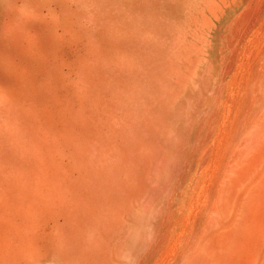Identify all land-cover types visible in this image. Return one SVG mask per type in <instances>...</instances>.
<instances>
[{
    "label": "rangeland",
    "instance_id": "obj_1",
    "mask_svg": "<svg viewBox=\"0 0 264 264\" xmlns=\"http://www.w3.org/2000/svg\"><path fill=\"white\" fill-rule=\"evenodd\" d=\"M147 1L0 0V264H189L194 254L204 258L197 240L217 217L214 202L247 162L259 129L255 119L264 113L256 99L264 84V0ZM217 229L211 227L207 236Z\"/></svg>",
    "mask_w": 264,
    "mask_h": 264
},
{
    "label": "bare ground",
    "instance_id": "obj_2",
    "mask_svg": "<svg viewBox=\"0 0 264 264\" xmlns=\"http://www.w3.org/2000/svg\"><path fill=\"white\" fill-rule=\"evenodd\" d=\"M98 1V0H97ZM149 1V0H148ZM147 1V2H148ZM164 1V0H163ZM213 1H215V0H213ZM231 1H233V0H231ZM248 1V0H247ZM259 2V0H256V2ZM73 2H74V0H73ZM86 2V1H85ZM100 2V1H99ZM103 3H105L104 1H102ZM101 2V4L103 5V3ZM108 2H109V0H108ZM113 2H115V1H112V3ZM120 2H122V1H120ZM153 2H155V1H153ZM162 2V1H161ZM164 2H166V1H164ZM216 2H218V1H216ZM243 2V1H242ZM252 2H253V0H252ZM251 2V3H252ZM257 2V3H258ZM14 3V2H13ZM89 3V2H88ZM98 3V2H97ZM116 3V2H115ZM129 3V2H128ZM126 4V6L128 7V5H130V4ZM163 3V2H162ZM222 3V2H221ZM224 3H225V1H224ZM233 3V2H232ZM250 3V4H251ZM261 3H262V1H261ZM261 3H260V5H261ZM16 4H17V2H16ZM91 4H92V2H91ZM138 5H140L139 3H137ZM154 4V6H155V3H153ZM157 4H159V2L157 3ZM161 4V3H160ZM164 4V3H163ZM249 4V3H248ZM256 4V3H255ZM86 5V4H85ZM88 5H90V3L88 4ZM87 5V6H88ZM109 5V4H108ZM107 5V6H108ZM119 5V4H118ZM123 5V4H122ZM136 5V4H135ZM167 5H169V7H170V4H169V2H168V4ZM213 5V4H212ZM217 5V4H216ZM224 5H226V4H224ZM257 5V4H256ZM259 5V6H260ZM9 6V5H8ZM7 6V7H8ZM13 6V5H12ZM86 6V7H87ZM92 6V5H91ZM120 6V5H119ZM118 6V7H119ZM146 6H149V5H146ZM210 7H212L211 5H209ZM214 6V5H213ZM218 6V5H217ZM227 6V5H226ZM246 6V5H245ZM254 6V5H253ZM253 6H250V7H253ZM82 7V6H81ZM117 7V6H116ZM124 7V6H123ZM129 7H131V6H129ZM136 7V6H135ZM221 7V6H220ZM219 7V8H220ZM238 7V6H237ZM256 7V6H255ZM14 8V7H13ZM12 8V9H13ZM89 8V7H88ZM94 8V7H93ZM137 8H139V6L137 7ZM209 8V7H208ZM257 8H258V6H257ZM81 8H79V10H80ZM115 9V8H114ZM119 9V8H118ZM125 9V8H124ZM132 9H135L134 7L132 8ZM154 9V8H153ZM211 10L213 9V8H210ZM209 9V10H210ZM217 9V8H216ZM237 9H239V8H237ZM245 9V8H244ZM253 9H256V8H253ZM259 9H261V8H259ZM86 10V9H85ZM99 10V9H98ZM103 10V9H102ZM105 10V9H104ZM126 10H128L127 8H126ZM125 10V11H126ZM223 10H224V8H223ZM228 10V9H227ZM230 10H232L231 8H230ZM241 10H242V8H241ZM240 10V11H241ZM139 11H140V9H139ZM150 11V10H149ZM216 11V10H215ZM214 11V12H215ZM235 11H236V9H235ZM247 11H251V8H250V10H247ZM246 11V12H247ZM253 12H255L254 10H252ZM86 12H90V10L89 11H86ZM106 12V11H105ZM104 12V13H105ZM122 12H124V10H122ZM133 12V11H132ZM152 12V11H151ZM226 12V11H225ZM92 13V12H91ZM111 13H112V11H111ZM116 13V12H115ZM129 13V12H128ZM127 13V14H128ZM135 13V12H134ZM144 13H145V11H144ZM241 13V12H240ZM256 13V12H255ZM257 13H259L258 12V10H257ZM93 14V13H92ZM113 14V13H112ZM118 14V13H117ZM122 14V13H121ZM124 14V13H123ZM126 14V15H127ZM130 14V13H129ZM132 14L133 13H131V16H132ZM156 14V13H155ZM154 14V15H155ZM238 14V13H237ZM244 14H245V11H244ZM246 14H249V13H246ZM88 15V14H87ZM91 15V14H90ZM101 15H102V13H101ZM111 15V14H110ZM135 15V14H134ZM138 15H140V14H138ZM142 15H144L143 13H142ZM157 15H159V14H157ZM215 15V14H214ZM213 15V16H214ZM220 15H222V14H220ZM229 15V14H228ZM232 14L230 13V16H231ZM243 15V14H242ZM252 15V14H251ZM251 15H248V16H251ZM255 15V14H254ZM257 15V14H256ZM262 15V14H261ZM104 16H106V15H104ZM107 16H108V12H107ZM115 16V15H114ZM113 16V17H114ZM128 16H130V15H128ZM141 16V15H140ZM153 16V15H152ZM203 16H205V14L203 15ZM248 16H246L247 18H248ZM253 16V15H252ZM252 16H251V20H252ZM92 17V16H91ZM90 17V18H91ZM95 17H97V16H95ZM124 17H125V14H124ZM155 17V16H154ZM207 17V16H206ZM219 17V16H218ZM227 17V16H226ZM236 17V16H235ZM254 17L255 16H253V19H254ZM108 18H109V16H108ZM107 18V19H108ZM115 18V17H114ZM113 18V19H114ZM121 18V17H120ZM126 18V17H125ZM125 18H124V20H125ZM131 18V17H130ZM130 18H129V20H130ZM148 18V17H147ZM150 18V17H149ZM155 18H157V17H155ZM160 18V17H159ZM196 18V17H195ZM194 18V19H195ZM202 18V17H201ZM231 18V17H230ZM234 18V17H233ZM238 18V17H237ZM246 18V19H247ZM248 18V19H249ZM256 18V17H255ZM261 18V17H260ZM100 19V18H99ZM105 19V18H104ZM118 19V17H116V21H119V20H117ZM122 19V18H121ZM132 19V18H131ZM136 19H137V17H136ZM146 19V18H145ZM145 19H143V20H145ZM227 19V18H226ZM229 19V18H228ZM247 19V20H248ZM93 20H94V18L92 19V20H90L92 23H93ZM111 20V19H110ZM132 20H135V19H132ZM140 20V19H139ZM138 20V21H139ZM161 20V19H160ZM159 20V21H160ZM203 20H205V19H203ZM103 21V20H102ZM105 21V20H104ZM112 21V20H111ZM123 21V20H122ZM146 21V20H145ZM151 21V20H150ZM154 21V20H153ZM206 21V20H205ZM223 21H224V19H223ZM228 21V20H227ZM249 21V20H248ZM254 21V20H253ZM252 21V22H253ZM258 22H259V19L257 20ZM95 22H97V20L95 19L94 20V24H95ZM99 22V21H98ZM106 22V21H105ZM114 22V21H113ZM124 22V21H123ZM146 22H148V21H146ZM156 22V21H155ZM154 22V23H155ZM204 22V21H203ZM247 22V21H246ZM252 22H251V24H252ZM118 23V22H117ZM121 23V22H120ZM131 23V22H130ZM132 23H135V22H133L132 21ZM141 23H142V19H141ZM159 23H161V21L159 22ZM210 23V22H209ZM231 23V22H230ZM230 23H228L229 25H230ZM250 23V22H249ZM91 24V23H90ZM97 24V23H96ZM111 24H112V22H111ZM125 24H126V22H125ZM137 24V23H136ZM148 24V23H147ZM193 24V23H192ZM233 24V23H232ZM258 24V23H257ZM257 24H255V26L257 25ZM103 24H101V26H102ZM109 26H110V24H108ZM113 25V24H112ZM131 25H134V24H131ZM195 25H197V23L195 24ZM201 25H203V24H201ZM238 25V24H237ZM244 25V24H243ZM245 25H246V23H245ZM100 26V27H101ZM105 26V25H104ZM104 26H102V27H104ZM121 26V25H120ZM123 26V25H122ZM137 26V25H136ZM143 26V25H142ZM152 26V25H151ZM156 26V25H155ZM215 26V25H214ZM248 26H250L249 24H248ZM247 26V27H248ZM111 27V26H110ZM114 27H115V24H114ZM124 27H125V25H124ZM134 27V26H133ZM153 27V26H152ZM151 27V29H154V28H152ZM159 27V26H158ZM190 27V26H189ZM188 27V28H189ZM197 27H199V26H197ZM246 27V26H245ZM246 27V28H247ZM98 28V27H97ZM105 28H106V26H105ZM126 28H128V27H126ZM146 28H149L148 26L147 27H145L144 26V28L143 29H146ZM159 28H161V27H159ZM200 28V27H199ZM229 28V27H228ZM111 29H113V26L111 27ZM111 29H106V30H111ZM115 29H116V27H115ZM129 29V28H128ZM127 29V30H128ZM134 29V28H133ZM139 28L137 27V29L136 30H138ZM197 29V28H196ZM209 29V28H208ZM219 29V28H218ZM237 29V28H236ZM236 29H235V31H236ZM249 29V28H248ZM117 30V29H116ZM115 30V31H116ZM131 30V29H130ZM142 30V29H141ZM149 30H150V28H149ZM189 30H190V28H189ZM192 30V29H191ZM195 30V29H194ZM193 30V31H194ZM251 31H252V29H250ZM125 31V30H124ZM124 31H122V33L124 32ZM139 31V30H138ZM145 31H147V29L145 30ZM157 31H158V28H157ZM185 31V30H184ZM197 31V30H196ZM217 31V30H216ZM220 31V30H219ZM238 31V30H237ZM108 32V31H107ZM126 32V31H125ZM137 31H135V33H134V31H133V33L134 34H136L137 35V33H136ZM151 32H152V30H151ZM163 32H165V31H163ZM185 32H187V31H185ZM191 32V31H190ZM203 32V31H202ZM201 32V33H202ZM241 32H242V27H241ZM244 32H245V30H244ZM247 32V31H246ZM246 32H245V34H246ZM126 33H128V32H126ZM125 33V34H126ZM132 33V32H131ZM144 33V32H143ZM156 33V32H155ZM153 34L152 35V33H151V36H153V37H155L156 38V36L155 35H157V34ZM158 33V32H157ZM161 33H162V30H161ZM189 33V32H188ZM216 33V32H215ZM120 34V33H119ZM118 34V35H119ZM129 34V33H128ZM133 34V35H134ZM145 34V33H144ZM181 34V33H180ZM182 34H183V32H182ZM186 33H184V35H185ZM194 33L192 32V37L194 36L193 35ZM244 34V33H243ZM136 35H134V36H136ZM159 35V34H158ZM161 35V37H162V34H160ZM160 35H159V37H160ZM188 35H190V34H187V36ZM199 35V34H198ZM203 35V34H202ZM219 35V34H218ZM221 35V34H220ZM111 36V35H110ZM129 36V35H128ZM139 36H140V32H139ZM151 36H149V37H151ZM180 36V35H179ZM182 36V35H181ZM205 36V35H204ZM217 36V35H216ZM236 36H237V34H236ZM240 36V35H239ZM247 36V35H246ZM122 37H124L123 35H122ZM132 37V36H131ZM141 37V36H140ZM201 37V36H200ZM241 37H242V35H241ZM139 38V37H138ZM172 38V37H171ZM240 38V37H239ZM143 39L144 40H146L144 37H143ZM195 39V38H194ZM197 39H199V37L197 38ZM215 39V38H214ZM236 39V38H235ZM122 40V39H121ZM134 40V39H133ZM142 40V39H141ZM171 40V39H170ZM193 39L191 38V40H190V42L188 41V43H191V41H192ZM196 40V39H195ZM200 40V39H199ZM198 40V41H199ZM209 40V39H208ZM238 40V39H237ZM143 41V40H142ZM147 41V40H146ZM151 41V40H150ZM159 41V40H158ZM160 41H164V40H160ZM175 41V40H174ZM187 41V40H186ZM213 41V40H212ZM235 41V40H234ZM124 42V41H123ZM137 42H139V41H137ZM148 42V43H147ZM146 43L147 44H151V43H149V41H147ZM165 42V41H164ZM162 43V42H160L159 44H164L165 45V47H168V46H166L167 44H165V43ZM168 42H170V41H168ZM177 42V41H176ZM175 42V43H176ZM192 42H194V41H192ZM219 42V41H218ZM117 43L119 44V42L117 41ZM199 43H207V41H205V42H200L199 41ZM209 43V42H208ZM140 45H141V42L139 43ZM146 44V45H147ZM154 44H155V41H154ZM171 43H169V45H170ZM177 44V43H176ZM186 44V43H185ZM192 44H194V43H192ZM214 44V43H213ZM152 45V44H151ZM173 45V44H172ZM171 45V46H172ZM191 44H189V46H190ZM199 45V44H198ZM143 46H144V41H143ZM160 46V45H159ZM158 46V47H159ZM162 46V45H161ZM160 46V47H161ZM174 46V48H175V45H173ZM183 46V45H182ZM187 46H188V44H187ZM218 46V45H217ZM235 46H237V45H235ZM234 46V47H235ZM141 47V46H140ZM145 47V46H144ZM146 47H148V46H146ZM154 47V46H153ZM155 47H156V45H155ZM159 47V48H160ZM185 47V46H184ZM204 47V46H203ZM149 48H150V46H149ZM164 48V47H163ZM179 47H178V45H177V49H176V51H178L179 49H178ZM194 48H196V47H194ZM217 47H215V49H216ZM224 48V47H223ZM146 49V48H145ZM157 49V48H156ZM166 49L167 48H165L164 50L166 51ZM173 49V48H172ZM189 49V48H188ZM188 49H186V50H188ZM213 49V48H212ZM234 49H236V47L234 48ZM144 50V49H143ZM174 50V49H173ZM236 50H238V49H236ZM151 51V50H150ZM150 51H148V52H150ZM155 52L154 53H156V55H157V52H156V50H154ZM185 51V50H184ZM197 51H199V50H197ZM219 51H220V49H219ZM233 52H235L234 50H232ZM243 51V50H242ZM158 52H159V50H158ZM162 52H163V50H162ZM161 52V53H162ZM169 52H172V51H170L169 50ZM179 52V51H178ZM187 53L188 52H190V51H186ZM200 52V51H199ZM210 52H212V50L210 51ZM209 52V54H212V53H210ZM237 52V51H236ZM235 52V53H236ZM245 52H246V50H245ZM151 53V52H150ZM153 53V52H152ZM180 53H182V52H180ZM185 53V52H184ZM191 53V52H190ZM201 53H202V51H201ZM204 53V52H203ZM202 53V54H203ZM242 53V52H241ZM163 54H164V52H163ZM162 54V55H163ZM166 54H167V52H166ZM171 54V53H170ZM170 54H169V56H170ZM173 54V53H172ZM189 54V53H188ZM192 54V53H191ZM205 54H207V52L205 53ZM218 54V53H217ZM220 54H222V53H220ZM156 55L154 54V56L156 57ZM160 55V54H159ZM174 55H177V54H175L174 53ZM226 55V54H225ZM233 55H235V54H233ZM242 55V54H241ZM178 56V55H177ZM179 56H180V54H179ZM187 55H185V57H186ZM189 56H190V54H189ZM189 56L187 57L189 60H191L190 58H189ZM203 56V55H202ZM236 56V55H235ZM262 56V55H261ZM159 56H157L156 58H158ZM173 57H175V56H173ZM183 57V56H182ZM206 57V56H205ZM229 57V56H228ZM160 58V57H159ZM162 58H164V57H162ZM161 58V59H162ZM179 58V57H178ZM192 58V57H191ZM195 58V57H194ZM203 58V57H202ZM207 58H209V57H207ZM262 58V57H261ZM154 59V58H153ZM152 59V60H153ZM177 59V58H176ZM187 59V60H188ZM215 59V58H214ZM221 59V58H220ZM230 59V58H229ZM236 59V58H235ZM239 59V58H238ZM245 59V58H244ZM137 60V59H136ZM165 60V59H164ZM179 60H180V58H179ZM232 60L234 61V59L232 58ZM4 61V53H2V54H0V66H2V62ZM149 61V60H148ZM160 61H162V60H160ZM181 61V60H180ZM184 61H186L185 59H184ZM183 61V62H184ZM225 61V60H224ZM156 62H157V60H156ZM179 62V61H178ZM189 62V61H188ZM206 62V61H205ZM223 62V61H222ZM238 62V61H237ZM153 63H154V61H153ZM180 63V62H179ZM178 63V64H179ZM191 63H192V61H191ZM227 63H228V61H227ZM230 63H232V62H230ZM229 63V64H230ZM212 64V63H211ZM215 64V63H214ZM213 64V65H214ZM216 64H217V61H216ZM260 64V63H259ZM261 64H263V61H262V63ZM108 65V64H107ZM145 65V64H144ZM146 65H148V63H146ZM168 65V64H167ZM166 65V66H167ZM204 65H206V64H204ZM210 65V64H209ZM226 65V64H225ZM232 65V64H231ZM230 65V66H231ZM183 66V65H182ZM216 66V65H215ZM217 66H219V65H217ZM227 66H228V64H227ZM229 66V67H230ZM187 67H189V63H188V66ZM228 67V68H229ZM264 67V66H263ZM199 68H202V67H199ZM213 68V67H212ZM220 68V67H219ZM222 68H224V67H221V69ZM227 68V67H226ZM258 68V67H257ZM164 69V68H163ZM179 69V68H178ZM178 69L176 70V74H178L177 72H178ZM188 69V68H187ZM190 69H192V67L190 68ZM190 69H189V71H190ZM214 69H215V67H214ZM230 69H231V67H230ZM239 69V68H238ZM259 69V68H258ZM261 69V68H260ZM180 70H182V67H181V69ZM196 70H197V68H196ZM224 70V69H223ZM222 70V71H223ZM235 70V69H234ZM263 70V69H262ZM183 71V70H182ZM185 71V70H184ZM204 71H206V70H204ZM209 71V70H208ZM215 72H216V70H214ZM221 71V70H220ZM221 71V73L223 74V72ZM241 71V70H240ZM258 71V70H257ZM261 71V70H260ZM260 71H259V73H260ZM212 72H213V69H212ZM228 72L229 71H227V74H228ZM238 72V71H237ZM255 72H256V69H255ZM263 73H264V71H262ZM182 73V72H181ZM191 73H192V70H191ZM211 73V72H210ZM209 73V74H210ZM180 74V73H179ZM184 74H186V72H184ZM215 74V73H214ZM218 74H219V71H218ZM233 74H235V72L233 73ZM240 74V73H239ZM253 74V73H252ZM176 76H179V75H176ZM183 75H181V77H182ZM195 76V75H194ZM208 76H210V75H208ZM213 76V75H212ZM219 76V75H218ZM222 76V75H221ZM234 77H235V75H233ZM239 76V75H238ZM250 76H251V74H250ZM264 76V75H263ZM174 77V76H173ZM184 77H186V75L184 76ZM187 77L189 78V76L187 75ZM186 77V78H187ZM204 77V76H203ZM214 77H215V75H214ZM223 78H224V76H222ZM253 77V76H252ZM254 77H255V75H254ZM192 78V77H191ZM217 78H219V77H217ZM230 78V77H229ZM233 78V77H232ZM264 77H262V79H263ZM207 79H209V78H207ZM250 79V78H249ZM256 79H258V77L256 78ZM183 81H184V78L182 79ZM226 80V79H225ZM229 80V79H228ZM232 80V79H231ZM234 80V79H233ZM255 80V79H254ZM168 81H169V79H168ZM171 81V80H170ZM183 81H182V83H183ZM186 81H187V79H186ZM209 81V80H208ZM208 81H207V85H208ZM227 81V80H226ZM250 81V80H249ZM262 81H264V80H261V82ZM166 82V81H165ZM225 82V81H224ZM228 82H230V81H228ZM253 82V81H252ZM257 82V81H256ZM260 82V81H259ZM260 82V83H261ZM112 83V82H111ZM156 83V82H155ZM174 83V82H173ZM177 83V82H176ZM182 83H180V85H182ZM219 83V82H218ZM171 83L169 82V85H170ZM185 84V83H184ZM194 84V83H193ZM209 84H211V83H209ZM214 84V83H213ZM250 83H248V85H249ZM262 84V83H261ZM196 85V84H195ZM195 85H193V86H195ZM204 85V84H203ZM228 85V84H227ZM226 84H225V86H227ZM230 85V84H229ZM241 85V84H240ZM251 85H252V83H251ZM166 86H168V84L166 85ZM224 86V87H225ZM255 86H256V84H255ZM257 86H258V84H257ZM180 87V86H179ZM184 87H185V85H184ZM183 87V88H184ZM195 87H197V85L195 86ZM216 87V86H215ZM161 88V87H160ZM166 88V87H165ZM171 88V87H170ZM169 88V89H170ZM194 88V87H193ZM229 88V87H228ZM250 89H251V87H250ZM249 89V90H250ZM254 89H255V87H254ZM253 89V90H254ZM207 90V89H206ZM230 90V89H229ZM248 90V91H249ZM177 91V90H176ZM176 91H174V92H176ZM179 91H181V93L183 92L182 90H179ZM218 91V90H217ZM216 91V92H217ZM239 91H240V89H239ZM239 91H238V93H239ZM247 91V92H248ZM215 92V93H216ZM226 92V91H225ZM210 93V92H209ZM219 93V92H218ZM228 93V92H227ZM212 94V93H211ZM243 94V93H242ZM249 94L251 95V92L249 91ZM200 95V94H199ZM201 95H202V93H201ZM226 95V94H225ZM234 94H232V96H233ZM247 95L248 94H246V97H247ZM239 96H240V94H239ZM239 96H238V98H239ZM243 96V95H242ZM241 96V97H242ZM201 97V96H200ZM206 97V96H205ZM213 97V96H212ZM227 97H229L228 96V94H227ZM248 97H250V96H248ZM214 98V97H213ZM213 98H211V100L213 99ZM223 99V98H222ZM232 99V98H231ZM256 99L258 100V102L259 103H261V105H262V107L264 108V84L263 85H261V86H259V91H258V94H256ZM241 100V99H240ZM250 101H252L253 99H249ZM206 101V100H205ZM213 101V100H212ZM228 101H229V99H228ZM238 101V100H237ZM244 101V100H243ZM246 101H248V100H246ZM208 102V101H207ZM214 102V101H213ZM221 102H222V100H221ZM220 102V105L221 104H223V103H221ZM224 102V101H223ZM225 102H226V100H225ZM230 102H231V100H230ZM239 102V101H238ZM205 103V102H204ZM248 104H249V101L247 102ZM246 103V104H247ZM253 103H251V105H252ZM195 105V104H194ZM219 105V106H220ZM243 105H245V104H243ZM242 105V106H243ZM240 107H241V104L239 105ZM247 106V105H246ZM222 107H223V105H222ZM251 106H248L247 107V109L248 108H250ZM206 108H209V107H206ZM243 108V107H242ZM222 109V108H221ZM241 109V108H240ZM259 109V108H258ZM258 109L256 110V111H258ZM211 110V109H210ZM214 110H215V108H214ZM219 110V109H218ZM231 110H232V108H231ZM245 110V109H244ZM206 111H207V109H206ZM216 111V110H215ZM227 111V110H226ZM209 112V111H208ZM214 112V111H213ZM218 112V111H217ZM234 112V111H233ZM247 112H248V110H247ZM261 112V111H260ZM2 113V114H1ZM243 113V112H242ZM255 113V112H254ZM262 113V112H261ZM200 114H202V113H200ZM208 114V113H207ZM213 114H215V113H213ZM217 114V113H216ZM220 114V113H219ZM245 114V113H244ZM249 114H251V113H249ZM253 114V113H252ZM0 115L1 116H3L4 117V74L1 72L0 73ZM204 115V114H203ZM255 115H256V113H255ZM254 114H253V118H254V116H255ZM202 116V115H201ZM212 116H214V115H212ZM211 116V117H212ZM244 116V115H243ZM206 117V116H205ZM216 117H217V115H216ZM237 117V116H236ZM251 117V116H250ZM257 117H259V116H257ZM263 117V118H262ZM221 118H222V115H221ZM239 118H241V117H239ZM252 118V117H251ZM201 119V118H200ZM205 118H203V120H204ZM216 119V118H215ZM214 119V120H215ZM242 119V118H241ZM261 119V120H260ZM198 120H199V118H198ZM207 120V119H206ZM208 120H209V118H208ZM238 120V119H237ZM248 120L250 121V119L248 118ZM247 120V121H248ZM254 119H252V121H253ZM210 121V120H209ZM208 121V122H209ZM221 121V120H220ZM204 122H206V121H204ZM235 122V121H234ZM240 122V121H239ZM245 122V121H244ZM200 123H201V121H200ZM233 123V122H232ZM242 123V122H241ZM255 127L256 126H259V129H257V127H256V132H255V140L252 142V145H251V147H250V149H249V152H248V160H247V162L243 165V169H242V171H241V173L240 174H238V175H236L232 180H230L229 182H228V185L226 186V188L224 189V191L222 192V194H221V196L214 202L215 204V206H214V208H215V211H216V218L214 219V221L213 222H209V227H208V229H206V231L205 232H203L202 234H201V236L199 237V239L197 240V243H198V241H200V244L198 245V247L196 248L197 249V251H198V253H202L203 255H204V258H201V257H197L196 256V254H194L192 257H191V259H190V263L189 264H264V113L260 116V118L259 119H255ZM257 123H258V125H257ZM17 124V123H16ZM194 124V123H193ZM203 124V123H202ZM218 124V123H217ZM239 125V123H237L236 122V124L235 125ZM244 124V123H243ZM242 124V125H243ZM251 124V123H250ZM213 125V124H212ZM211 125V126H212ZM219 125V124H218ZM231 125V124H230ZM241 125V126H242ZM208 126V125H207ZM210 126V127H211ZM232 126H233V124H232ZM247 126V125H246ZM245 126V127H246ZM253 126V125H252ZM203 127H204V125H203ZM251 127V126H250ZM249 127V128H250ZM199 128H201V125H200V127ZM218 128V127H217ZM234 128V127H233ZM232 128V129H233ZM239 127L237 126V129H238ZM197 129V128H196ZM207 129V128H206ZM214 129H215V127H214ZM232 129H231V131H232ZM199 130V129H198ZM248 130V129H247ZM204 131V130H203ZM211 132V131H210ZM234 132H235V128H234ZM248 132V131H247ZM195 133V132H194ZM212 133H213V128H212ZM227 133H228V130H227ZM238 133V132H237ZM210 134V133H209ZM190 135H192V132L190 133ZM200 135H201V133H200ZM208 135V134H207ZM206 135V136H207ZM212 135V134H211ZM242 135V134H241ZM248 135H249V133H248ZM203 136V135H202ZM209 136V135H208ZM213 136V135H212ZM231 136H232V133H231ZM251 136H252V134H251ZM235 137H236V135H235ZM235 137H234V139H235ZM250 137V136H249ZM204 138V137H203ZM210 138V137H209ZM212 138V137H211ZM202 139V138H201ZM217 139V138H216ZM244 139V138H243ZM246 139H247V137H246ZM196 140H198V139H196ZM215 140V139H214ZM236 140V139H235ZM204 141V140H203ZM202 141V142H203ZM206 141H208V138L206 139ZM211 141H213V139L211 140ZM225 141V140H224ZM229 141V140H228ZM248 141V140H247ZM232 142V141H231ZM237 142H238V140H237ZM242 142V141H241ZM240 142V143H241ZM208 143H210V142H208ZM215 144H216V142H214ZM234 143V142H233ZM195 144L196 143H194V146H195ZM213 144V143H212ZM223 144V143H222ZM228 144V143H227ZM230 144V143H229ZM243 144V143H242ZM203 145H204V143H203ZM210 145V144H209ZM214 145V144H213ZM224 145V144H223ZM226 145V144H225ZM2 145L0 144V160H2L3 158H4V153H3V149H4V147L2 148L1 147ZM185 146V145H184ZM193 146V145H192ZM191 146V147H192ZM201 146V145H200ZM208 146V145H207ZM206 146V147H207ZM227 146V145H226ZM229 146V145H228ZM228 146H227V149H228ZM232 146H233V144H232ZM239 146V145H238ZM241 146V145H240ZM196 147V146H195ZM195 147H194V149H195ZM213 147V146H212ZM224 147V146H223ZM197 148H198V146H197ZM202 148V147H201ZM205 148V147H204ZM211 147L209 146L208 147V149H210ZM245 149H246V147H245ZM183 150H184V148H183ZM200 150V149H199ZM222 150V149H221ZM237 150V149H236ZM244 150V149H243ZM242 150V151H243ZM193 151V150H192ZM195 151V150H194ZM201 151V150H200ZM211 151H212V149H211ZM211 151L209 150L207 153H211ZM213 152V151H212ZM237 152H239V151H237ZM236 152V153H237ZM203 153V152H202ZM224 153V152H223ZM227 154H228V152H226ZM235 153V152H234ZM241 152H239V154H240ZM243 153V152H242ZM193 154V153H192ZM225 154V153H224ZM202 155V154H201ZM200 155V156H201ZM211 155V154H210ZM241 155V154H240ZM233 156V155H232ZM238 156V155H237ZM197 158V157H196ZM202 158V157H201ZM209 158V157H208ZM237 158V157H236ZM204 159V158H203ZM202 159V160H203ZM232 159V158H231ZM184 160V159H183ZM182 160V161H183ZM195 160V159H194ZM197 160H198V158H197ZM201 160V159H200ZM208 160V159H207ZM206 159H205V161H207ZM222 160V159H221ZM220 160V161H221ZM234 160V159H233ZM193 161V160H192ZM205 161H204V163H203V165L205 164ZM223 162V161H222ZM187 163V162H186ZM229 163V162H228ZM176 164V163H175ZM191 164V163H190ZM207 164V163H206ZM224 164V163H223ZM187 165V164H186ZM193 165V164H192ZM175 167H176V165H174ZM201 166V165H200ZM181 167H183V166H181ZM185 167V166H184ZM192 167V166H191ZM191 167L189 168V169H191ZM202 167V166H201ZM204 167V166H203ZM222 167V166H221ZM196 168V167H195ZM219 168V167H218ZM230 168H231V166H230ZM233 168V167H232ZM15 169V168H14ZM183 169V168H182ZM204 169V168H203ZM209 169V168H208ZM239 169V168H238ZM200 170V169H199ZM179 171H180V169H179ZM206 171H208V170H206ZM220 171V170H219ZM226 171V170H225ZM228 171H230V170H228ZM181 172H182V170H181ZM189 172V171H188ZM193 172V171H192ZM202 172V171H201ZM205 172V171H204ZM234 172V171H233ZM180 173V172H179ZM182 173H184V172H182ZM206 173V172H205ZM204 173V174H205ZM225 173V172H224ZM173 173L171 172V175H172ZM187 174V170H186V172H185V175ZM191 174V173H190ZM216 174H218V173H216ZM181 176H182V174H180ZM189 175V174H188ZM193 175V174H192ZM197 175V174H196ZM208 175V174H207ZM231 175V174H230ZM233 175V174H232ZM168 176H169V174H168ZM168 176H167V178H168ZM180 176V177H181ZM195 176V175H194ZM203 176V175H202ZM176 177V176H175ZM183 177V176H182ZM187 177V176H186ZM189 177V176H188ZM193 177V176H192ZM200 177V176H199ZM204 177H206V175L204 176ZM218 177V176H217ZM228 177V176H227ZM170 178V177H169ZM168 178V180H170ZM196 178V177H195ZM201 178V177H200ZM200 178H199V180H200ZM215 178V177H214ZM223 178V177H222ZM231 178V177H230ZM182 179V178H181ZM186 179V178H185ZM184 179V180H185ZM190 179V178H189ZM192 179V178H191ZM177 180V179H176ZM175 180V181H176ZM214 180V179H213ZM222 179H220V181H221ZM180 181V180H179ZM182 181H183V179H182ZM191 181V180H190ZM193 182H194V180H192ZM216 181V180H215ZM167 182V181H166ZM169 182V181H168ZM181 182V181H180ZM185 182V181H184ZM184 182H182V183H184ZM199 182V181H198ZM201 182V181H200ZM206 182V181H205ZM165 183V182H164ZM175 183V182H174ZM178 183V182H177ZM192 183V182H191ZM190 183V184H191ZM207 183V182H206ZM219 183V182H218ZM225 183H227V182H225ZM168 184V183H167ZM166 184V187H168V185ZM188 184H189V181H188ZM193 185V184H192ZM191 185V186H192ZM194 185H196V184H194ZM197 185H198V183H197ZM214 185V184H213ZM219 185V184H218ZM175 186H176V183H175ZM217 186V185H216ZM221 186V185H220ZM166 187H165V189H166ZM185 187V186H184ZM209 187H211V185L209 186ZM223 187H225V186H223ZM187 188V187H186ZM189 188V187H188ZM195 188V187H194ZM198 188V187H197ZM218 188V187H217ZM163 189V188H162ZM168 189V188H167ZM211 189V188H210ZM171 190H172V188H171ZM176 190V189H175ZM153 191V190H152ZM161 191H164V190H161ZM160 191V192H161ZM167 191V190H166ZM170 191V190H169ZM184 192H185V190H183ZM195 191V190H194ZM197 191V190H196ZM177 192V191H176ZM187 192H188V190H187ZM209 193H210V191H208ZM169 193V192H168ZM201 193V192H200ZM160 194H163V193H160ZM172 194H173V192H172ZM177 194V193H176ZM181 194H182V191H181ZM180 194V195H181ZM189 194V193H188ZM195 194V193H194ZM205 194V193H204ZM1 195H4V171L1 169L0 170V199H1ZM152 194H150V196H151ZM170 195V194H169ZM183 195V194H182ZM189 195H191V194H189ZM218 195V194H217ZM173 196V195H172ZM193 196V195H192ZM202 196V195H201ZM208 196V195H207ZM207 196H205V198L207 197ZM169 197V196H168ZM183 197V196H182ZM186 197H188V195L186 196ZM203 197V196H202ZM172 197H170V199H171ZM184 198V197H183ZM196 198V197H195ZM160 199V198H159ZM170 199H169V202H170ZM187 199H189V198H187ZM176 200V199H175ZM180 200V199H179ZM190 200V199H189ZM204 200V199H203ZM207 200H208V197H207ZM212 201V200H211ZM161 202V201H160ZM168 202V201H167ZM182 202V201H181ZM201 202V201H200ZM203 202V201H202ZM171 203V202H170ZM174 203V202H173ZM187 203V202H186ZM185 203V204H186ZM193 203V202H192ZM213 203V202H212ZM211 203V204H212ZM161 204H162V202H161ZM165 204H166V202H165ZM182 204V203H181ZM202 204V203H201ZM208 204H209V202H208ZM210 204V205H211ZM146 205V204H145ZM170 205V204H169ZM171 205H172V203H171ZM177 205V204H176ZM191 205V204H190ZM203 205V204H202ZM205 205V204H204ZM204 205H203V207H204ZM154 206V205H153ZM163 206V205H162ZM175 206V205H174ZM182 206V205H181ZM180 206V207H181ZM188 206H189V204H188ZM192 206V205H191ZM213 206V205H212ZM169 207V206H168ZM152 208V207H151ZM158 208V207H157ZM165 208V207H164ZM199 208H201V206L199 207ZM213 208V207H212ZM156 209V208H155ZM179 209V208H178ZM182 209H183V211H184V208L182 207ZM190 209V208H189ZM160 211H161V209H159ZM199 210V209H198ZM197 210V211H198ZM208 210V209H207ZM212 210V209H211ZM164 211V210H163ZM180 212H181V210H179ZM175 212V211H174ZM150 213V212H149ZM160 213V212H159ZM178 213V212H177ZM183 213H185V212H183ZM208 213V212H207ZM206 213V214H207ZM162 214V213H161ZM174 214V213H173ZM198 214V213H197ZM182 215V214H181ZM174 216V215H173ZM178 216V215H177ZM188 216V215H187ZM201 216V215H200ZM160 216H158V218H159ZM166 217H168L167 215H166ZM165 217V218H166ZM172 217V216H171ZM179 217H181V216H179ZM205 217H206V215H205ZM157 218V219H158ZM184 218V217H183ZM193 218V217H192ZM210 218H211V216H210ZM170 219V218H169ZM172 219V218H171ZM175 219V218H174ZM209 219V218H208ZM148 220V219H147ZM171 221V220H170ZM172 221H173V223L176 221V219H175V221L172 219ZM196 221V220H195ZM209 221H210V219H209ZM177 222V221H176ZM175 222V223H176ZM184 222V221H183ZM192 222V221H191ZM204 222V221H203ZM173 223H171V225L173 224ZM150 224V223H149ZM156 224V223H155ZM207 224V223H206ZM178 225H179V223H178ZM178 225H177V227H178ZM188 225V224H187ZM196 225V224H195ZM173 226V225H172ZM191 226V225H190ZM202 226H203V224H202ZM175 227V226H174ZM211 227L213 228V227H218V229H217V231L216 232H214V234H213V236H210V237H208L207 236V231L209 230V229H211ZM153 228V227H152ZM165 228V227H164ZM169 228H170V226H169ZM188 228H189V225H188ZM195 228V227H194ZM50 229V228H49ZM171 229V228H170ZM187 229V228H186ZM147 230V229H146ZM171 230H173V229H171ZM181 230H182V228H181ZM192 230H193V227H192ZM153 231V230H152ZM188 231V230H187ZM148 232V231H147ZM159 232H161V231H159ZM173 232H174V230H173ZM192 232V231H191ZM151 233V232H150ZM157 233V232H156ZM166 233V232H165ZM172 233V232H171ZM184 233V232H183ZM185 234V233H184ZM192 235H194L193 234V232L191 233ZM147 235V234H146ZM145 235V236H146ZM154 235V234H153ZM162 235V234H161ZM160 235V236H161ZM186 235V234H185ZM184 235V236H185ZM189 235V234H188ZM195 235H196V233H195ZM199 235V234H198ZM157 236V235H156ZM159 236V235H158ZM160 236H159V238H160ZM166 236V235H165ZM183 236V237H184ZM148 237V236H147ZM170 237V236H169ZM177 237H179V236H177ZM196 236H194V238H195ZM165 238V237H164ZM188 239H189V236L187 237ZM198 237H196L195 238V240L197 239ZM149 239V238H148ZM166 239V238H165ZM187 239V240H188ZM191 239V238H190ZM189 239V240H190ZM150 240V239H149ZM168 240V239H167ZM182 240V239H181ZM183 240H184V238H183ZM185 241V240H184ZM193 241H194V239H193ZM193 241H192V243H193ZM156 242V241H155ZM186 242V241H185ZM195 242V241H194ZM145 243H146V239H145ZM158 243V242H157ZM160 243V242H159ZM161 243H162V241H161ZM160 243V244H161ZM177 243V242H176ZM182 243V242H181ZM184 243V242H183ZM187 243V242H186ZM147 244V243H146ZM149 244V243H148ZM179 244V243H178ZM180 245V244H179ZM152 246H153V244H152ZM152 246L150 247V248H152ZM158 247H159V244L157 245ZM156 246V244H155V247H157ZM191 246V245H190ZM189 246V247H190ZM144 247H145V245H144ZM144 247H142L143 249H144ZM157 247V248H158ZM179 247V246H178ZM184 247V246H183ZM182 247V248H183ZM141 248V249H142ZM146 248V247H145ZM181 248V249H182ZM164 249H165V247H164ZM163 249V250H164ZM188 249V248H187ZM147 250V249H146ZM151 249H149L148 250V253H150L149 251H150ZM155 250H156V248H155ZM154 250V251H155ZM189 250V249H188ZM188 250H187V252H188ZM143 251V250H142ZM145 252V251H144ZM178 252V251H177ZM147 253V252H146ZM185 253V252H184ZM152 254V253H151ZM155 254V253H154ZM139 255V254H138ZM146 255V254H145ZM159 255V254H158ZM157 255V256H158ZM180 255V254H179ZM178 255V256H179ZM148 256V255H147ZM185 256V255H184ZM136 257V256H135ZM172 258V257H171ZM143 259H144V257H143ZM173 259H174V257H173ZM172 259V260H173ZM129 260H130V258H129ZM134 260V259H133ZM139 260V259H138ZM176 260V259H175ZM145 261V260H144ZM143 261V262H144ZM150 261V260H149ZM54 262V261H53ZM182 262V261H181ZM180 262V263H181ZM48 263V262H47ZM132 263H134V261L132 262ZM152 263H154V260H153V262ZM151 263V264H152ZM172 263V262H171ZM171 263H169V264H171ZM38 264V263H37ZM41 264V263H40Z\"/></svg>",
    "mask_w": 264,
    "mask_h": 264
}]
</instances>
